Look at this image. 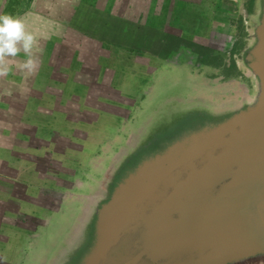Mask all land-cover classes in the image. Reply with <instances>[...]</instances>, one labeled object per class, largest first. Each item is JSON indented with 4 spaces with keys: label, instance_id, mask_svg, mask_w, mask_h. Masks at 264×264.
<instances>
[{
    "label": "rangeland",
    "instance_id": "374dc122",
    "mask_svg": "<svg viewBox=\"0 0 264 264\" xmlns=\"http://www.w3.org/2000/svg\"><path fill=\"white\" fill-rule=\"evenodd\" d=\"M23 1L0 0V14L16 15ZM171 2L181 33L167 41L169 74L153 83L160 100H119L117 88H96L88 98L76 93L82 100H69L54 120L40 119L47 148L62 145L55 151L60 159L54 169H40L30 189L12 186L9 192H26L25 200L0 203V213L8 212L0 217V264H79L95 240L98 211L142 160L257 99L259 79L246 56L257 43L263 0H253L251 8L249 0ZM207 58L214 64H202ZM4 63L11 71L0 76V101L16 100L22 97L17 83L23 61L5 57ZM2 106L9 110L2 101L0 129L8 123ZM66 108L74 111L66 114ZM0 148L6 151V140L0 139ZM60 178L61 184H50Z\"/></svg>",
    "mask_w": 264,
    "mask_h": 264
},
{
    "label": "water",
    "instance_id": "95a60500",
    "mask_svg": "<svg viewBox=\"0 0 264 264\" xmlns=\"http://www.w3.org/2000/svg\"><path fill=\"white\" fill-rule=\"evenodd\" d=\"M264 2V0H263ZM253 104L138 164L98 211L79 264H232L264 256V5Z\"/></svg>",
    "mask_w": 264,
    "mask_h": 264
},
{
    "label": "crops",
    "instance_id": "0c3cea01",
    "mask_svg": "<svg viewBox=\"0 0 264 264\" xmlns=\"http://www.w3.org/2000/svg\"><path fill=\"white\" fill-rule=\"evenodd\" d=\"M171 1L22 2L14 16L23 20L26 31L35 38L31 50L34 67L31 71L23 68L17 83L22 97L0 101L9 107L2 106L8 123L0 129V139L6 140L7 147L6 151L0 148L1 204L8 207L20 198L25 200L26 192L22 196L10 193L12 186L30 189L32 178L41 177L40 169L56 167L60 155L55 151L62 150L57 148L62 145L56 141V148H47V132H41L46 128L41 127L40 119L54 120L69 100H82L75 98L76 93L88 98L89 90L117 88L119 100H160L153 83L169 74L167 41L181 33L174 27ZM15 57L23 63L28 59L23 50ZM68 111L74 110L66 108L65 113L70 114ZM61 178L50 184H61ZM4 216H8L7 209L0 213Z\"/></svg>",
    "mask_w": 264,
    "mask_h": 264
},
{
    "label": "clouds",
    "instance_id": "9594fccd",
    "mask_svg": "<svg viewBox=\"0 0 264 264\" xmlns=\"http://www.w3.org/2000/svg\"><path fill=\"white\" fill-rule=\"evenodd\" d=\"M34 40L33 34L26 31L23 20L11 14H0V76H7L11 71V66L4 63V58L15 57L21 50L28 59L20 67L29 71L33 69L31 50Z\"/></svg>",
    "mask_w": 264,
    "mask_h": 264
},
{
    "label": "bare ground",
    "instance_id": "6f19581e",
    "mask_svg": "<svg viewBox=\"0 0 264 264\" xmlns=\"http://www.w3.org/2000/svg\"><path fill=\"white\" fill-rule=\"evenodd\" d=\"M254 260H259V261H264V256H260L258 258H246L244 260H238V261H233L232 264H251L254 262Z\"/></svg>",
    "mask_w": 264,
    "mask_h": 264
},
{
    "label": "trees",
    "instance_id": "16d2710c",
    "mask_svg": "<svg viewBox=\"0 0 264 264\" xmlns=\"http://www.w3.org/2000/svg\"><path fill=\"white\" fill-rule=\"evenodd\" d=\"M249 8H251V5L253 4V0H249ZM202 64H207V65H212L214 63L209 61V58L205 59V61L202 60ZM218 65L220 66V63H218ZM216 65V67L218 66ZM215 66V65H214Z\"/></svg>",
    "mask_w": 264,
    "mask_h": 264
}]
</instances>
